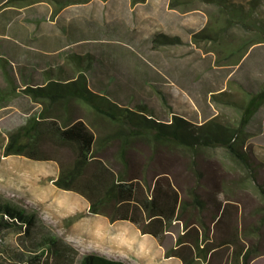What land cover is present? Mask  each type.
I'll return each mask as SVG.
<instances>
[{
  "label": "rangeland",
  "instance_id": "374dc122",
  "mask_svg": "<svg viewBox=\"0 0 264 264\" xmlns=\"http://www.w3.org/2000/svg\"><path fill=\"white\" fill-rule=\"evenodd\" d=\"M237 1L247 7L252 4V0ZM262 2L259 8L264 16ZM223 18L217 5L204 0H90L58 12L50 0L26 4L0 0V54H6L1 50L8 44L14 77L23 76L25 66L38 81L49 61L73 72L71 53L90 52L94 58L87 73L92 87L124 104L145 105L164 120L178 113L196 122L216 115L236 122L242 109L229 98L246 102L250 92L264 86V42L252 43L254 32L239 24L218 28ZM215 23L220 34L209 36L206 33ZM159 33L177 36L179 42L156 41ZM6 83L0 67V87ZM41 108V102L25 93L0 105V199L36 210L44 224L66 238L80 255L97 251L132 264H186L175 255L177 240L186 232L184 220H174L164 229L142 209L96 212L87 195L59 187L55 180L60 166L71 161L73 151L51 136L42 138L36 156L5 153L10 133ZM73 111L97 134L114 128L107 117L84 104H74ZM248 133V149L264 182V104L251 116ZM140 147L142 152L133 154V168L142 195L149 196L160 182L171 202L176 192L182 198L196 187L209 203L203 216L215 248L208 264L231 263L234 249L230 240L223 239L245 226L255 227L262 236L261 252L251 264H264V213L260 211L264 197L243 163L225 147L203 149L196 155L175 144L163 146L154 155L146 144ZM116 149L113 143L100 153L111 169L120 167ZM193 158L202 178L194 172ZM91 173L92 169L87 179ZM198 213L189 207L183 214L197 223ZM1 241L18 245V234L5 230Z\"/></svg>",
  "mask_w": 264,
  "mask_h": 264
},
{
  "label": "trees",
  "instance_id": "16d2710c",
  "mask_svg": "<svg viewBox=\"0 0 264 264\" xmlns=\"http://www.w3.org/2000/svg\"><path fill=\"white\" fill-rule=\"evenodd\" d=\"M36 1L39 0H10V3L26 4ZM50 1L55 6V12H58L69 4L90 0ZM204 1L217 5L224 17V24L218 28L239 24L254 32L252 43L264 42V16L259 8L262 0H252L249 7L237 0ZM215 26L216 23L208 29H211L210 33L206 34L213 37L220 34ZM155 40L164 44L179 42L177 36L165 33H159ZM1 51L6 53L0 54V67L7 83L5 87H0V105L22 93L42 103L39 113L30 115L25 123L10 133L5 153L36 156L42 138L45 135L51 136L52 141L73 151L71 161L60 166V173L55 180L59 187L76 189L87 195L96 212L128 211L130 208L137 212L142 209L147 218L153 219L157 224H164V229L174 220H184L187 235H184L185 232L179 236L175 255L183 257L186 264L210 262V254L215 247L210 245L212 234L207 230L208 223L203 216L209 203L196 187H190L182 198L176 192L174 201L171 202L170 195L160 182L154 185L149 196L142 195L136 183L138 176L133 168V154L142 152L141 143L150 148L151 155L157 154L163 146L172 144L185 148L194 155L203 149L225 147L244 164L264 197V182L258 178L259 168L248 149L249 121L264 104V86L250 92V98L246 102H236L229 98V102L242 109L240 119L236 122L217 115L203 122H196L178 113H174L170 120H164L149 112L145 105L134 107L124 104L109 93L94 89L87 73L94 58L90 52L85 55L76 51L71 53L68 58L72 61L73 72H67L60 62L49 61L51 63L42 71L44 80L37 81L25 66L21 68L23 76L16 79L12 52L10 49ZM54 57L55 60L59 59L58 55ZM77 103L107 117L114 128L97 134L83 119L74 116L73 105ZM113 143H117L116 159L120 164L119 169H111L110 163L100 158V153ZM192 166H195L196 176L202 178L203 172L197 167L195 158ZM91 169L92 178L87 179ZM100 188L104 189L101 193ZM189 207L199 211L197 223L184 217L183 213ZM260 211L264 213V209ZM197 224L201 227V233ZM5 230H14L18 234V245L0 242V264H130L124 259L109 257L96 251L80 255L66 238L44 224L36 210L11 200L0 199V236ZM259 233L255 227L247 229L245 226L240 231H231L230 237L223 239L224 242L230 240L234 249L230 264H251L253 258L261 252L262 236ZM187 240L191 241L190 245Z\"/></svg>",
  "mask_w": 264,
  "mask_h": 264
},
{
  "label": "crops",
  "instance_id": "0c3cea01",
  "mask_svg": "<svg viewBox=\"0 0 264 264\" xmlns=\"http://www.w3.org/2000/svg\"><path fill=\"white\" fill-rule=\"evenodd\" d=\"M6 44V43H5ZM2 48L3 49H10L9 48V45L8 44H6V45H3L2 46ZM12 62H13V60H12ZM34 63H35V65H41V61H39V60H37V59H35L34 60ZM50 62H48V64H49ZM47 64V65H48ZM42 71H43V68H42ZM42 77H43V79L42 80H38V81H43L44 80V74L42 73ZM18 79H19V77H18ZM97 252V251H96ZM101 253V252H100ZM103 254V253H102ZM106 255V254H105ZM107 256H109V257H113V258H121V257H116V256H110V255H107ZM121 259H124V260H126L128 263H130V264H132L130 261H128L127 259H125V258H121Z\"/></svg>",
  "mask_w": 264,
  "mask_h": 264
}]
</instances>
